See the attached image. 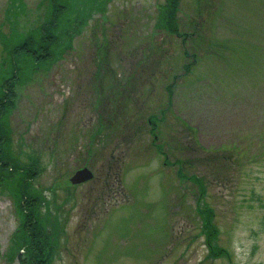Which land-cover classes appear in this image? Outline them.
<instances>
[{"label": "rangeland", "instance_id": "374dc122", "mask_svg": "<svg viewBox=\"0 0 264 264\" xmlns=\"http://www.w3.org/2000/svg\"><path fill=\"white\" fill-rule=\"evenodd\" d=\"M56 1L80 28L56 43L55 61L19 58L3 118L13 162L38 165L29 190L54 248L47 264H264V0H181L178 34L157 26L166 0ZM50 7L0 0V96L7 41L37 34ZM134 67L106 104L101 92ZM83 166L94 178L71 183ZM5 170L0 264H30L24 175ZM209 218L225 253L208 241Z\"/></svg>", "mask_w": 264, "mask_h": 264}, {"label": "trees", "instance_id": "16d2710c", "mask_svg": "<svg viewBox=\"0 0 264 264\" xmlns=\"http://www.w3.org/2000/svg\"><path fill=\"white\" fill-rule=\"evenodd\" d=\"M180 2L181 0H166L165 3L159 7L157 26L160 29L165 28L166 31H170L173 34L179 33L178 12L180 9ZM50 4V15L47 21L39 25V30L36 31L37 34L21 37L17 41H13L14 39H11V42L7 41L6 45H10L12 48L10 54L13 58V64H11L13 72L3 81V94L0 96V170L6 169L5 172L11 175L18 171L24 175L21 178L20 185L17 182L16 188L20 186V206L22 207L21 209L24 215V232L22 240L27 248L26 251L29 254L28 261L30 264H47L48 249H52V246L49 245V237L47 236V233H45L43 223H41L38 218V207L40 205L39 198L29 190L32 179L39 174V169L36 163L29 166H22L13 162L9 156V152L4 148V144L7 141L8 129L3 118L7 111V107L10 108L12 106L13 101L17 96L15 84L18 81H21V70L23 68L21 60L23 59L25 62L23 64L27 67H31L32 62L42 65L46 62L55 61L54 47L56 48L58 46L56 43L61 39L65 41V36L67 34L71 33L75 28L76 30L80 28V23L82 21L77 20L74 23L75 27L71 29L68 27L71 26L70 21H66L65 18L61 17V13L68 8L67 3L60 4L56 0H50ZM62 24L66 25V27L62 28L60 26ZM103 55L105 56L104 53ZM103 63L104 62H102V64ZM105 63L108 65V67L106 66L105 68H107L109 73H112L113 77H115V69L110 67L109 58H105ZM99 65H101V63ZM133 65H135V63ZM135 70L136 67H134L131 72L126 73L123 77L118 79L119 81L125 80L126 83H120L118 80H113L112 84H110L109 87L107 86L108 91L106 93L101 92L102 95L100 96L105 99L104 102L106 104L112 103V106L118 104L119 95L124 96L125 90L128 88V83H131V79L134 77L133 72H135ZM103 87L104 85L101 83V89H103ZM149 120L153 122L154 119L153 117H150ZM3 176L6 178V175ZM209 220L210 218L207 220L206 227L209 232H206L211 245V240L214 239L215 234L212 232ZM47 245L49 246L47 247ZM211 247L212 249H217L221 252L217 246L211 245Z\"/></svg>", "mask_w": 264, "mask_h": 264}, {"label": "water", "instance_id": "95a60500", "mask_svg": "<svg viewBox=\"0 0 264 264\" xmlns=\"http://www.w3.org/2000/svg\"><path fill=\"white\" fill-rule=\"evenodd\" d=\"M92 177H93V172L88 167H84L78 169L72 176L71 180L73 183H81L91 179Z\"/></svg>", "mask_w": 264, "mask_h": 264}]
</instances>
